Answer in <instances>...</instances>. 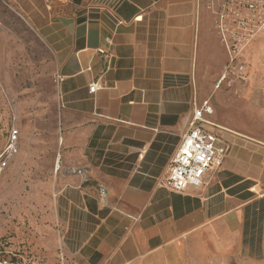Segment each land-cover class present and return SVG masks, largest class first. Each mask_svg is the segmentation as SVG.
Returning a JSON list of instances; mask_svg holds the SVG:
<instances>
[{"label":"crops","instance_id":"1","mask_svg":"<svg viewBox=\"0 0 264 264\" xmlns=\"http://www.w3.org/2000/svg\"><path fill=\"white\" fill-rule=\"evenodd\" d=\"M7 11L55 66L61 264L264 258L263 133L227 127L232 149L204 185L164 184L194 101L228 57L203 0H0V20Z\"/></svg>","mask_w":264,"mask_h":264},{"label":"rangeland","instance_id":"2","mask_svg":"<svg viewBox=\"0 0 264 264\" xmlns=\"http://www.w3.org/2000/svg\"><path fill=\"white\" fill-rule=\"evenodd\" d=\"M204 14L216 22L226 50V65L244 66V78L209 95L215 117L239 132L264 134V100H249V89L264 93V0H203ZM0 20V149L11 130L19 131V151L0 173V241L39 264H61L63 227L57 183L59 151L55 66L50 52L27 21L13 11ZM223 48L218 46L220 53ZM245 117L248 119L245 121ZM252 120L254 123H252ZM231 123L233 126H230ZM230 124V125H229ZM235 124V125H234ZM0 153V154H1ZM234 264H264L261 260Z\"/></svg>","mask_w":264,"mask_h":264},{"label":"built area","instance_id":"3","mask_svg":"<svg viewBox=\"0 0 264 264\" xmlns=\"http://www.w3.org/2000/svg\"><path fill=\"white\" fill-rule=\"evenodd\" d=\"M45 1L50 4L54 0ZM234 62L235 58L232 60L230 71L228 67L218 78L214 85L215 89H220L225 83H229L231 73L244 78L243 64L240 62L234 64ZM97 87L98 82L92 83L90 92L95 91ZM193 109V115L188 120L187 129L180 140V148L174 155L171 168L164 179V184L178 193L204 185L206 174L216 171L232 149V144L226 138L230 130L214 118L215 109L211 98L203 101L196 99ZM11 131L8 143L0 154V173L6 168L10 158L19 151L17 143L20 133L16 129ZM0 264L39 263L32 258L24 257L12 250L7 243L0 241Z\"/></svg>","mask_w":264,"mask_h":264},{"label":"trees","instance_id":"4","mask_svg":"<svg viewBox=\"0 0 264 264\" xmlns=\"http://www.w3.org/2000/svg\"><path fill=\"white\" fill-rule=\"evenodd\" d=\"M0 153H1V149H0Z\"/></svg>","mask_w":264,"mask_h":264}]
</instances>
